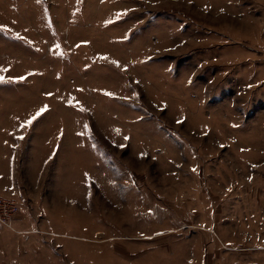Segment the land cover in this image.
I'll return each mask as SVG.
<instances>
[{
  "label": "rangeland",
  "instance_id": "374dc122",
  "mask_svg": "<svg viewBox=\"0 0 264 264\" xmlns=\"http://www.w3.org/2000/svg\"><path fill=\"white\" fill-rule=\"evenodd\" d=\"M0 78V264H264V0H0Z\"/></svg>",
  "mask_w": 264,
  "mask_h": 264
},
{
  "label": "built area",
  "instance_id": "2783aa9c",
  "mask_svg": "<svg viewBox=\"0 0 264 264\" xmlns=\"http://www.w3.org/2000/svg\"><path fill=\"white\" fill-rule=\"evenodd\" d=\"M17 210L16 204L12 200L0 196V224L8 225V219Z\"/></svg>",
  "mask_w": 264,
  "mask_h": 264
},
{
  "label": "snow or ice",
  "instance_id": "6c2138e0",
  "mask_svg": "<svg viewBox=\"0 0 264 264\" xmlns=\"http://www.w3.org/2000/svg\"><path fill=\"white\" fill-rule=\"evenodd\" d=\"M0 79H2V78H0ZM37 115H39V113ZM34 119H35V117H34ZM29 123H31V121Z\"/></svg>",
  "mask_w": 264,
  "mask_h": 264
}]
</instances>
